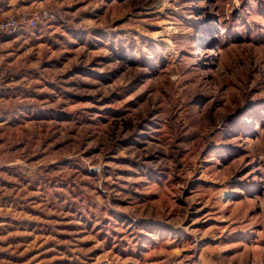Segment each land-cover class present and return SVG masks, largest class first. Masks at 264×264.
Returning a JSON list of instances; mask_svg holds the SVG:
<instances>
[{"label": "rangeland", "instance_id": "rangeland-1", "mask_svg": "<svg viewBox=\"0 0 264 264\" xmlns=\"http://www.w3.org/2000/svg\"><path fill=\"white\" fill-rule=\"evenodd\" d=\"M0 11V264H264V0Z\"/></svg>", "mask_w": 264, "mask_h": 264}, {"label": "built area", "instance_id": "built-area-1", "mask_svg": "<svg viewBox=\"0 0 264 264\" xmlns=\"http://www.w3.org/2000/svg\"><path fill=\"white\" fill-rule=\"evenodd\" d=\"M38 20L27 13L10 15L0 20V38L3 35L11 36L24 26H36ZM6 77V71L0 68V81Z\"/></svg>", "mask_w": 264, "mask_h": 264}, {"label": "crops", "instance_id": "crops-1", "mask_svg": "<svg viewBox=\"0 0 264 264\" xmlns=\"http://www.w3.org/2000/svg\"><path fill=\"white\" fill-rule=\"evenodd\" d=\"M1 12V11H0ZM1 14V16H3L5 13H0ZM8 14V13H7Z\"/></svg>", "mask_w": 264, "mask_h": 264}]
</instances>
